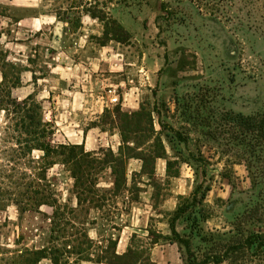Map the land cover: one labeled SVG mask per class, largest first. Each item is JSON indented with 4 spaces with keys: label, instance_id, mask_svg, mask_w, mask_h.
<instances>
[{
    "label": "rangeland",
    "instance_id": "374dc122",
    "mask_svg": "<svg viewBox=\"0 0 264 264\" xmlns=\"http://www.w3.org/2000/svg\"><path fill=\"white\" fill-rule=\"evenodd\" d=\"M92 12L115 19L129 40L102 45L104 25ZM2 60L21 69L12 94L19 100L35 95L43 120L53 125L54 144L93 128L103 138L89 135L87 151L116 153L120 145L118 129L102 113L69 117L59 99L68 92L92 93L101 81L104 109L152 110L165 150L155 164L157 188L137 176L138 201L124 204L126 197H118L117 207L77 212L76 228L83 222L94 244L117 239L116 251L123 253L136 234L149 248L143 264H188L190 256L195 264H264V150L231 119L264 112V0H0ZM82 80L88 87L78 85ZM167 160L176 177L166 174ZM139 166L129 162L128 181ZM48 177L59 202L75 206L68 171L57 164ZM112 180L105 171L98 187L108 190ZM199 185L197 197H204L190 205ZM178 209L175 228L189 241L190 255L171 240L169 223ZM52 211L20 212L13 205L0 211V264H13L25 248L60 246ZM75 260L69 264H97Z\"/></svg>",
    "mask_w": 264,
    "mask_h": 264
},
{
    "label": "trees",
    "instance_id": "16d2710c",
    "mask_svg": "<svg viewBox=\"0 0 264 264\" xmlns=\"http://www.w3.org/2000/svg\"><path fill=\"white\" fill-rule=\"evenodd\" d=\"M90 15L103 22L102 45L110 40L121 43L129 40L128 33L115 19L95 12ZM9 67L11 71H7ZM0 75V211L11 205L20 212L38 211L42 206H48L53 210L52 227L63 235L60 246L58 243L37 249L25 248L16 253L12 263L38 264L42 259H48L52 264H69L70 257H75V262L81 259L97 264L147 263L150 260L149 248L138 243L140 240L136 234L131 236L126 251L118 253L117 239L109 238L100 246L94 244L84 223L79 222V228H76L73 218L77 212L102 211L109 204L117 207L114 199L118 197H126L124 204L138 201L140 188L135 182L137 176H146L154 189L157 188L155 163L165 157V150L160 134L153 127L152 110L141 106L139 110L127 113L119 106L113 111L105 108L101 117L118 129L120 145L116 153L106 149L97 155L87 151L83 144H54L53 125L43 120L42 106L35 95L31 93L19 100L12 94V89L21 85V69L2 60ZM231 119L241 135L245 133L253 146L264 150V112L251 116L234 115ZM178 136L181 138L179 133ZM180 140L185 141L184 138ZM131 159L140 162V169L133 171L128 181V161ZM57 164L68 171L73 181L75 206L61 204L56 196L48 170ZM173 164L166 161V174L176 177L178 172L172 170ZM105 171L113 177L112 187L108 190L98 187L100 176ZM200 189L199 185L192 192L190 205L203 199L204 193L199 199L197 197ZM181 213V210H176L170 219L171 240L182 244L190 255L189 241L180 238L175 228ZM66 228L77 231L72 233ZM58 237L52 234V240H58ZM149 239L151 244L158 241ZM252 240L248 238L247 245H251ZM190 257L188 264H195Z\"/></svg>",
    "mask_w": 264,
    "mask_h": 264
},
{
    "label": "crops",
    "instance_id": "0c3cea01",
    "mask_svg": "<svg viewBox=\"0 0 264 264\" xmlns=\"http://www.w3.org/2000/svg\"><path fill=\"white\" fill-rule=\"evenodd\" d=\"M100 83L101 84H98V88H96L95 91L92 93H90L89 91L84 92V91L78 90L77 92L72 91V92H68L67 95L59 96L60 100L62 99L65 101V104H66L65 111L69 114V117L70 116L77 117L78 115L75 112H78L80 116H82V113H86L87 115H90V116L94 115V117H96L97 115H100L103 112L104 107L106 105L105 98L107 97V94L102 91V82L100 81ZM78 85H81L83 89L85 86L88 87L87 83H85L84 80H82V82H80V84ZM73 107H79L80 110L72 111ZM92 129L93 128L82 129L81 131L80 129H77L75 135L72 138L68 137L65 134L64 139L66 138L68 141L74 144H83L84 147L86 148L89 142V139H88L89 135L95 134V137H96V134H97V137H99L100 139L103 138L102 137L103 132L101 130H92ZM132 160L133 159L129 160L128 164ZM139 169H140V166L138 167V170H135V171H139Z\"/></svg>",
    "mask_w": 264,
    "mask_h": 264
},
{
    "label": "built area",
    "instance_id": "2783aa9c",
    "mask_svg": "<svg viewBox=\"0 0 264 264\" xmlns=\"http://www.w3.org/2000/svg\"><path fill=\"white\" fill-rule=\"evenodd\" d=\"M117 99H118V98H116V97H112V98L110 99V102H111V103H115V102H117Z\"/></svg>",
    "mask_w": 264,
    "mask_h": 264
}]
</instances>
